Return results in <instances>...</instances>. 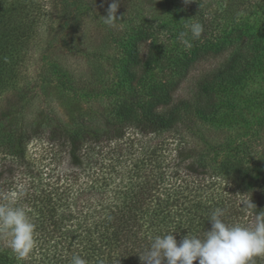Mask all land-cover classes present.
Masks as SVG:
<instances>
[{"label": "trees", "instance_id": "obj_1", "mask_svg": "<svg viewBox=\"0 0 264 264\" xmlns=\"http://www.w3.org/2000/svg\"><path fill=\"white\" fill-rule=\"evenodd\" d=\"M240 1L231 0V11L220 8L219 36L210 44L190 32L180 36L188 31L185 21L204 19L197 3H187L188 11L181 0H163L175 7L166 23L127 22L129 34L113 39L112 46H120L121 82L129 88L135 83L137 95L115 103L104 130L55 124L44 136L40 129L0 126V203L24 208L35 225L34 247L23 259L0 234V264H71L75 255L87 264H144L140 256L155 236L173 232L178 242L188 234L203 238L216 209L229 225L255 223L264 212V165L246 163L250 153L243 140L191 148L179 138L170 149L155 139L183 133L194 121L242 128L252 113L258 117L250 122V133L264 127V85L257 83L264 82V17L262 22L246 17V10L237 8ZM30 2L0 0V82L2 71L21 63L35 18L43 15L54 24L62 14L59 25L65 29L74 11L91 8L52 0L41 10L39 1ZM229 51L226 61L197 80L192 99H173L197 63ZM133 134L153 135L155 141L135 147ZM41 137L68 169L56 171L47 163L40 172L27 162L13 199L8 195L14 178L5 172V160L26 157L27 146ZM247 201L255 206L246 207ZM249 264H264V255Z\"/></svg>", "mask_w": 264, "mask_h": 264}, {"label": "rangeland", "instance_id": "obj_2", "mask_svg": "<svg viewBox=\"0 0 264 264\" xmlns=\"http://www.w3.org/2000/svg\"><path fill=\"white\" fill-rule=\"evenodd\" d=\"M38 1L41 10L52 4V0H35ZM75 1L88 4L91 6L90 10L82 8L74 11L70 27L66 25L65 29L59 25L64 20L62 14L58 15L59 21L54 24L44 20L43 15L37 20L35 18L37 30L31 34L21 63H18L13 71L11 67L10 71H2L4 75L1 76L3 82H0V126L3 125L4 129H40L44 131V136L55 124L76 130H104L107 120L114 112L115 103L123 98L133 99L137 95L135 83L129 88L121 82L122 70L118 61L121 50L119 45L112 46L113 39H122L129 34L130 27L127 22L131 20L143 22L149 27L164 21L166 23L170 13L175 12V7L164 4L163 0H115L118 3L116 19L108 25L103 17L107 16L108 6L113 0ZM181 3L187 4L184 0H181ZM189 3L200 5L205 17L203 20H187L184 22L185 26L200 23L203 32L199 42H216L220 32L219 20L223 18L219 10L229 8L231 11V0H190ZM240 3L237 8L246 10V17L263 21L261 18L264 17V0H241ZM186 7L188 10V4ZM262 24L264 25V22ZM52 37L54 40L50 45ZM229 54L230 51L221 57L208 58L197 63L181 83L173 99H192L197 80L218 68ZM257 83L264 85V82ZM249 84L256 86L253 82ZM249 84L247 86L251 87ZM257 117L258 115L253 113L249 118L247 116L249 125L245 124L242 128L234 124L223 123L225 125L222 126L220 123L210 125L194 121L189 127H183V133L168 132L155 139L174 149L179 138L191 148L197 145L207 148L208 145H217L226 139L232 143V138H237L243 140L245 147L249 149L250 155L247 156L246 163L252 167H260L264 165V127H255L258 133H250V122L257 121ZM133 136L135 147L149 144L154 137L137 134ZM44 138L33 140L27 146L26 157L5 160L4 166L6 164L7 167L4 170L8 174L10 171L14 178V185L9 189L8 195L13 199L20 191L21 185L18 182H22V172L27 162L40 172L45 171L43 166L47 163H51L56 171L63 172L68 169L66 160L54 156ZM232 145L235 146L234 143ZM50 151L52 156L49 155ZM245 220L247 216L244 217Z\"/></svg>", "mask_w": 264, "mask_h": 264}, {"label": "clouds", "instance_id": "obj_3", "mask_svg": "<svg viewBox=\"0 0 264 264\" xmlns=\"http://www.w3.org/2000/svg\"><path fill=\"white\" fill-rule=\"evenodd\" d=\"M189 3L190 0H184ZM118 3L113 0L103 17L105 24L111 25L116 19ZM181 38H199L203 32L200 23L186 26ZM246 207H254L251 201ZM221 209L213 211L209 217L210 230L200 238L186 235L179 242L171 233L157 235L149 249L140 256L144 264H249L254 256L264 255V212L258 214L251 226L229 225L223 219ZM0 234L7 236V246L21 259L25 258L35 244V225L22 207L0 203ZM71 264H87L79 255L72 257Z\"/></svg>", "mask_w": 264, "mask_h": 264}]
</instances>
